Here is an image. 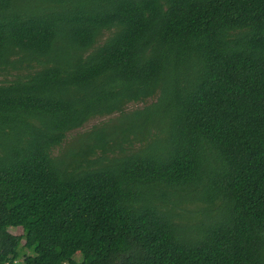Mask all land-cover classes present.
Wrapping results in <instances>:
<instances>
[{
    "label": "trees",
    "instance_id": "obj_1",
    "mask_svg": "<svg viewBox=\"0 0 264 264\" xmlns=\"http://www.w3.org/2000/svg\"><path fill=\"white\" fill-rule=\"evenodd\" d=\"M0 264H264V0H0Z\"/></svg>",
    "mask_w": 264,
    "mask_h": 264
},
{
    "label": "rangeland",
    "instance_id": "obj_2",
    "mask_svg": "<svg viewBox=\"0 0 264 264\" xmlns=\"http://www.w3.org/2000/svg\"><path fill=\"white\" fill-rule=\"evenodd\" d=\"M148 101H150V99H148ZM143 106V103H131L128 106L129 108H141ZM110 116H104V117H96L91 119L90 121H88L83 128L75 130V131H71L67 134L65 141L63 142V144L54 150L55 154H60V156H65L68 157L70 152L75 149L78 145L79 142L75 139V137L78 136V134H80L83 130L90 128L92 125L94 124H102L104 123ZM140 124L141 120L139 119H135V118H118V121L115 122V129L120 127V126H125L128 124ZM15 234H19L21 233V230L19 228H14L13 229ZM26 256V252L23 253V257ZM76 257H79V254H76Z\"/></svg>",
    "mask_w": 264,
    "mask_h": 264
}]
</instances>
